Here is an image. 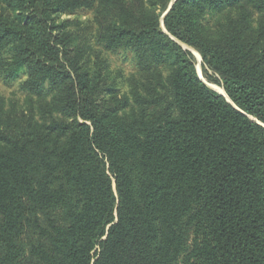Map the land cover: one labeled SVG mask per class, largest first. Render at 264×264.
<instances>
[{"label":"trees","instance_id":"16d2710c","mask_svg":"<svg viewBox=\"0 0 264 264\" xmlns=\"http://www.w3.org/2000/svg\"><path fill=\"white\" fill-rule=\"evenodd\" d=\"M170 1L0 0V264H264V0H175L163 32ZM79 10L143 60L128 93L68 56Z\"/></svg>","mask_w":264,"mask_h":264},{"label":"rangeland","instance_id":"374dc122","mask_svg":"<svg viewBox=\"0 0 264 264\" xmlns=\"http://www.w3.org/2000/svg\"><path fill=\"white\" fill-rule=\"evenodd\" d=\"M174 1L175 0L170 1L166 12L163 14V16H161L160 29L163 32H165V30L163 27L162 18L169 11ZM54 18V23L59 26L63 25V23L67 21L66 26L59 32H56V34H60L61 36L64 34L67 37L65 43L67 44V49L69 50L68 56L71 59L77 60L81 66H84V62H87L86 59L89 58V64L91 63V65L88 66V68L92 72L95 69L96 63L99 62L101 66H104L105 73L108 76L104 90L111 86L113 88L119 89L120 92L128 93L129 87L127 86V80L131 75L137 74V65L139 62L143 61L139 59V55L137 57L134 50L128 47L107 51L101 45H97L96 37L100 26L96 21H94V14L91 10H79L72 14H58L54 16ZM219 19V14L207 13V15L201 19V24L206 31H214L216 28L215 25ZM252 25H256V20H254ZM182 48L188 50L185 47ZM189 52H191L194 56L195 69L199 78L212 91L226 98L225 92L221 85L214 83L205 77L200 55L193 49ZM196 54L199 55L200 60H197L198 58ZM207 75L213 76L212 78H216V76L213 75L211 71H207ZM19 82L20 79L14 81L8 86L0 81V96L2 97L4 104L6 103L7 105V103H17L19 106L23 104L24 95L18 90ZM213 86L221 88L224 93L217 91ZM107 95L108 94L103 95V98H107ZM250 119L258 123L255 118L250 117Z\"/></svg>","mask_w":264,"mask_h":264},{"label":"bare ground","instance_id":"6f19581e","mask_svg":"<svg viewBox=\"0 0 264 264\" xmlns=\"http://www.w3.org/2000/svg\"><path fill=\"white\" fill-rule=\"evenodd\" d=\"M196 56H197V60H200V57H199V55L198 54H196ZM200 62V61H199ZM217 91H219V92H221V93H224L223 92V90L221 89V88H218V87H216V86H213Z\"/></svg>","mask_w":264,"mask_h":264},{"label":"water","instance_id":"95a60500","mask_svg":"<svg viewBox=\"0 0 264 264\" xmlns=\"http://www.w3.org/2000/svg\"><path fill=\"white\" fill-rule=\"evenodd\" d=\"M179 45H181L182 47H185V48H187L189 51L190 50H192L190 47H188L187 45H184V44H182V43H180V42H177Z\"/></svg>","mask_w":264,"mask_h":264}]
</instances>
